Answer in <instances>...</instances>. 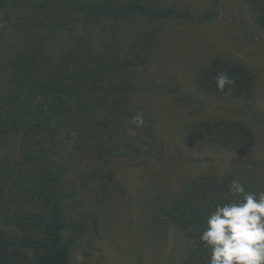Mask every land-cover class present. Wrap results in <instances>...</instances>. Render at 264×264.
<instances>
[{"label": "rangeland", "instance_id": "374dc122", "mask_svg": "<svg viewBox=\"0 0 264 264\" xmlns=\"http://www.w3.org/2000/svg\"><path fill=\"white\" fill-rule=\"evenodd\" d=\"M160 1L187 15L163 22L135 16L117 23L121 56L127 52L134 55L142 47L137 42L143 33L159 37V47L150 61L131 69L137 87L131 96L134 112L146 117V127L153 128L154 136L133 129L130 120L125 130L116 133L120 140L115 141L111 130L94 125L104 116L91 114L85 116L90 120L87 126L92 127L94 143L99 145L91 141L95 148L84 155L75 145L80 141L78 132L66 129L72 139L64 133L51 149L54 168L63 173L61 189L67 215L87 226V232L77 237L72 264H181L183 235L169 223L160 226L155 218L162 200L174 202L193 180L227 173L264 186V28L255 24L245 0ZM72 15L67 20L73 37L63 36L57 46L71 50L75 36L85 39L93 33V49L102 52L110 21L96 24L81 18L78 22L73 18L78 16ZM205 15L210 18L200 22ZM8 42L0 38V65ZM217 56L249 67L256 77L253 89L242 97L204 94L195 77L206 60ZM214 119L237 121L252 129L253 143L229 149L191 139L193 129ZM21 141L0 156L9 151L11 158H21ZM25 162L18 169L22 175L15 178L24 187L37 186V164ZM6 186L8 190L15 185L10 182ZM14 191L2 198L15 213L31 211L40 204L30 202L24 191ZM19 223L15 218L9 226L14 234L21 232ZM0 224L4 227L5 223Z\"/></svg>", "mask_w": 264, "mask_h": 264}, {"label": "trees", "instance_id": "16d2710c", "mask_svg": "<svg viewBox=\"0 0 264 264\" xmlns=\"http://www.w3.org/2000/svg\"><path fill=\"white\" fill-rule=\"evenodd\" d=\"M245 2L255 24L264 28V0ZM72 13L78 16L73 17L78 22L81 18L96 24L110 21L109 38L102 52L93 49L90 41L93 33L86 34L85 39L75 36L71 50L57 46V40L63 36L73 37L67 20ZM183 14L187 15L163 6L160 0H153L152 5L148 0H0V38L9 41L2 49L0 65V154L15 149L22 140L21 158H11L9 151L0 156V221L5 223L4 227L0 226V264L73 263L77 237L87 232V226L76 222L70 213L67 215L61 189L63 173L56 172L51 149L66 129L78 132L80 141L75 145L79 152L85 155L95 148L92 142L96 135L87 126L90 120L85 118L91 114L104 116L94 125L97 129L111 130L110 136L120 140L116 133L125 130V125L138 114L134 112L131 97L137 88L131 69L150 61L159 47V37L157 33L145 32L137 42L142 47L134 55L127 52L121 56L117 23L135 16L149 22H163ZM209 18L210 15H205L200 22ZM221 72L235 81L224 91L218 90L215 79ZM195 82L210 97H242L253 89L256 77L249 67L217 56L203 63ZM143 119V126L132 125L133 129L144 130L153 137V128L146 127L144 115ZM193 130L191 139L229 149L250 146L255 137L252 129L226 119H214ZM66 134L71 140L73 135ZM106 149L112 152L111 148ZM119 149L116 150L120 152ZM25 161L37 164V186L24 187L15 178L21 174L18 169ZM236 179L239 180L238 176L227 173L193 180L186 186L184 195H178L174 202L162 200L155 209L160 226L169 223L185 239L181 264H208L210 249L200 236L217 205L242 199L228 192L230 183ZM240 181L246 192L257 196L264 192V186L259 183ZM10 182L15 186L7 190ZM15 189L24 191L30 202L40 203L38 207L23 213L11 210L2 197ZM15 218L20 220L21 234L9 229Z\"/></svg>", "mask_w": 264, "mask_h": 264}, {"label": "clouds", "instance_id": "9594fccd", "mask_svg": "<svg viewBox=\"0 0 264 264\" xmlns=\"http://www.w3.org/2000/svg\"><path fill=\"white\" fill-rule=\"evenodd\" d=\"M215 79L220 91L235 84L226 72L219 73ZM131 120L138 128L144 124L142 113ZM228 192L242 199L217 205L208 217L200 236L210 249L208 264H264V192L258 196L246 192L238 179L230 183Z\"/></svg>", "mask_w": 264, "mask_h": 264}]
</instances>
